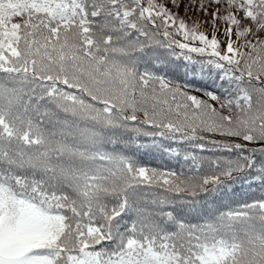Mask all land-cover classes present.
Segmentation results:
<instances>
[{
  "label": "snow or ice",
  "instance_id": "1",
  "mask_svg": "<svg viewBox=\"0 0 264 264\" xmlns=\"http://www.w3.org/2000/svg\"><path fill=\"white\" fill-rule=\"evenodd\" d=\"M0 264H264V0H0Z\"/></svg>",
  "mask_w": 264,
  "mask_h": 264
},
{
  "label": "trees",
  "instance_id": "2",
  "mask_svg": "<svg viewBox=\"0 0 264 264\" xmlns=\"http://www.w3.org/2000/svg\"><path fill=\"white\" fill-rule=\"evenodd\" d=\"M208 153H205L207 155ZM140 158L143 163H145L147 166L150 167H160L163 169H172L175 170L176 172H180L181 170H184L186 172L187 170V165H183V161H176V160H171L166 157H161V155L154 149L150 150H142V152L139 154Z\"/></svg>",
  "mask_w": 264,
  "mask_h": 264
},
{
  "label": "rangeland",
  "instance_id": "3",
  "mask_svg": "<svg viewBox=\"0 0 264 264\" xmlns=\"http://www.w3.org/2000/svg\"><path fill=\"white\" fill-rule=\"evenodd\" d=\"M185 2H186V0H185ZM180 11H181V14H183V4L181 5Z\"/></svg>",
  "mask_w": 264,
  "mask_h": 264
}]
</instances>
